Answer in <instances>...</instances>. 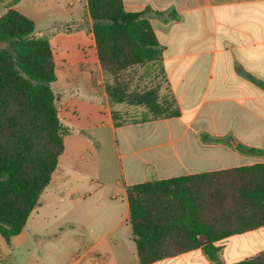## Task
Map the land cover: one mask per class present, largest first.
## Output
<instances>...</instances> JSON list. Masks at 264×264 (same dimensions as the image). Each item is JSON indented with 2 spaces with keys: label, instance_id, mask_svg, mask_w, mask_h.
Wrapping results in <instances>:
<instances>
[{
  "label": "crops",
  "instance_id": "obj_1",
  "mask_svg": "<svg viewBox=\"0 0 264 264\" xmlns=\"http://www.w3.org/2000/svg\"><path fill=\"white\" fill-rule=\"evenodd\" d=\"M122 1L148 11L180 115L116 125L88 0H20L13 8L49 37L59 115L72 133L22 233L0 236L4 264H116L125 255L140 264L128 187L264 163L237 148L264 150V0ZM241 235L257 247L235 259L238 235L229 237L218 243L221 264L264 251V226ZM198 262L215 264L201 248L153 264Z\"/></svg>",
  "mask_w": 264,
  "mask_h": 264
},
{
  "label": "trees",
  "instance_id": "obj_2",
  "mask_svg": "<svg viewBox=\"0 0 264 264\" xmlns=\"http://www.w3.org/2000/svg\"><path fill=\"white\" fill-rule=\"evenodd\" d=\"M19 2L10 0L7 12L0 16V236L7 242L22 233L39 207L64 153L65 138L72 133L57 107L53 90L57 75L49 37L36 34L35 22L13 8ZM88 11L104 72L116 73L161 60L162 49L148 11L128 12L122 0H88ZM106 93L113 103L146 108L152 119L180 115L174 98L163 106L154 96L127 100L111 87H106ZM237 148L243 154L264 156V150ZM246 172L264 175V163L128 187L129 223L140 264L199 248L211 262L221 264L223 246L219 242L264 226V182L242 185L229 201L230 208L220 206L221 219H236L233 228H218L215 223L220 219L215 213L212 223L202 217L203 198L192 183ZM163 200L175 202V210L159 208L157 202ZM235 264H264V251Z\"/></svg>",
  "mask_w": 264,
  "mask_h": 264
},
{
  "label": "rangeland",
  "instance_id": "obj_3",
  "mask_svg": "<svg viewBox=\"0 0 264 264\" xmlns=\"http://www.w3.org/2000/svg\"><path fill=\"white\" fill-rule=\"evenodd\" d=\"M9 2L10 1L4 0L0 4V16L7 12L6 9L7 7H9ZM103 76V85L105 86V90L106 87L117 88V90L121 94H123V96H125L127 100L134 98L142 100L147 96H154L158 98L159 103L164 104L163 106L166 105V102L170 103L173 100V97L170 94L164 76L160 69L159 62L154 64H139L127 69H122L116 73L108 74L104 72ZM53 89H56V96H60L58 92V86L53 85ZM59 99L60 98H58L57 104L58 108L61 109ZM111 103L114 107L113 116L117 119V122L119 124L130 123L134 120H141L144 117H151L147 109L144 107L131 106L127 102L122 104H116L113 102ZM262 182H264V175L255 174L253 172H246L241 174L225 175L222 177L213 176L207 179L206 182H193L192 188L197 192L199 196H201V198H203V200L201 199V203L203 202V209L201 208V214L204 219H206L209 223H212L211 220L214 219L213 213H215L217 218L220 219L216 220L217 223H215L218 228H233L234 225L232 224L233 222H236V219H221L220 206L224 205L223 207L226 208L227 206L228 208H230L229 201L231 200L234 192L242 185L254 186ZM217 190H220V193H217ZM209 193L212 194L208 195ZM150 200L154 202L153 199ZM174 205L177 206L175 202L171 203L167 200H163V202H157V206L163 209L170 208L175 210ZM228 210L229 212H233L232 209ZM260 217L261 215H246V218L251 219ZM262 218H264V216H262ZM131 242H133L132 239ZM257 242L262 244L261 239H258ZM260 244L259 246H261ZM254 246H256V244L249 242L247 236L238 235L231 240L228 253L234 254L236 252V247H240L241 250L239 252V255L235 259H242V257H247L249 255L250 249ZM46 260L48 261L47 263L51 264V259L49 260V258L47 257ZM69 263H72V261H69ZM0 264L4 263L0 260ZM116 264H138V259L137 256L133 258L129 255H125V257L123 258H118ZM198 264L206 263L198 262Z\"/></svg>",
  "mask_w": 264,
  "mask_h": 264
}]
</instances>
